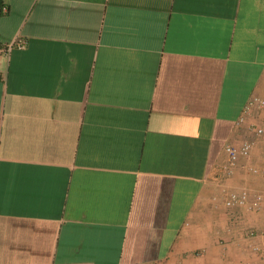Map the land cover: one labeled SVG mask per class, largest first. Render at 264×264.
Listing matches in <instances>:
<instances>
[{
	"label": "crops",
	"instance_id": "1",
	"mask_svg": "<svg viewBox=\"0 0 264 264\" xmlns=\"http://www.w3.org/2000/svg\"><path fill=\"white\" fill-rule=\"evenodd\" d=\"M0 4V264H264V0Z\"/></svg>",
	"mask_w": 264,
	"mask_h": 264
},
{
	"label": "built area",
	"instance_id": "2",
	"mask_svg": "<svg viewBox=\"0 0 264 264\" xmlns=\"http://www.w3.org/2000/svg\"><path fill=\"white\" fill-rule=\"evenodd\" d=\"M8 11V7L4 4H0V13H6ZM26 46L25 39H14L9 43H1L0 42V61L3 58L8 57L14 48H23ZM251 104H257L259 107L264 109V99L263 98H255ZM249 105V106H250ZM248 106V109H249ZM248 111V110H247ZM257 133H263V128L258 127L255 129ZM253 142L250 140H245L241 146L236 147L232 145H227L225 151L227 153L228 163L224 165L222 170L225 172V180L229 179L233 176L234 170L239 167V161L241 157L249 159L253 153ZM242 167V166H241ZM248 170L253 174L264 176V167L259 168L255 165L247 166ZM224 202L228 207L239 206L245 208L246 210H259L261 208L263 202V195H256L254 199L249 198V193L247 189H243L241 191L225 189L224 191Z\"/></svg>",
	"mask_w": 264,
	"mask_h": 264
},
{
	"label": "rangeland",
	"instance_id": "3",
	"mask_svg": "<svg viewBox=\"0 0 264 264\" xmlns=\"http://www.w3.org/2000/svg\"><path fill=\"white\" fill-rule=\"evenodd\" d=\"M229 184V183H228ZM229 189H232V187H231V185L229 184ZM243 189H245V188H243ZM243 189H240L239 191H241V190H243ZM232 190H234V189H232Z\"/></svg>",
	"mask_w": 264,
	"mask_h": 264
}]
</instances>
